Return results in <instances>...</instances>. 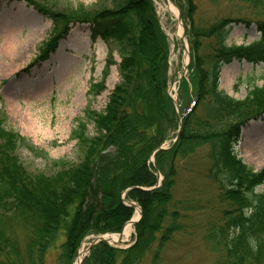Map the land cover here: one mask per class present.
<instances>
[{"label": "trees", "instance_id": "16d2710c", "mask_svg": "<svg viewBox=\"0 0 264 264\" xmlns=\"http://www.w3.org/2000/svg\"><path fill=\"white\" fill-rule=\"evenodd\" d=\"M209 1L233 3L264 19V0ZM174 2L187 28L191 62L178 92L184 115L180 136L156 153L154 163L152 154L179 129L168 93L170 46L154 3L100 0L80 12H55V22L64 24L62 34L39 58L55 50L70 24H90L92 35L111 53H121V79L95 120L97 135L81 144L83 160L54 175L29 173L16 156V136L0 128V264H73L85 238L122 231L134 214L127 202L142 210L134 244L123 249L100 242L83 264H143L153 251L152 264H158L163 248L184 228L180 220L187 206L174 197L177 167L203 149L210 161L208 177L227 205L221 220L208 225L207 243L226 264H264V191H256L264 170L256 171L235 152L242 128L264 115V85H253L244 99L220 89L222 68L231 61L264 64V20L259 39L230 45L232 26L242 18H211L202 15L196 0ZM158 173L162 183L150 189ZM14 218L24 226L22 236L7 227Z\"/></svg>", "mask_w": 264, "mask_h": 264}, {"label": "rangeland", "instance_id": "374dc122", "mask_svg": "<svg viewBox=\"0 0 264 264\" xmlns=\"http://www.w3.org/2000/svg\"><path fill=\"white\" fill-rule=\"evenodd\" d=\"M23 1L0 0V61L6 53L2 45L5 38L12 35L19 46L23 45L20 58L13 63L6 60L12 68H4L0 74V128L16 136V156L29 173L51 176L83 160L81 144L97 135L95 120L104 112L120 82L121 53L117 50L111 53L101 37H93L90 25L77 23L69 25V31L56 43L53 53L39 58L56 34H62L64 24L55 22V12H80L100 0H31L44 14ZM151 1L168 37L170 88L175 89L172 96L176 98V80L185 76L188 63L183 25L170 11V0ZM196 2L204 16L242 18L243 21L233 24L228 44L249 45L260 38L258 30L264 20L261 17L255 18L233 3ZM64 40L67 47L59 51ZM224 70L230 71V77L224 76ZM253 85H264V64L233 60L223 66L220 89L228 95L244 99ZM16 103L18 115L12 111ZM244 130L248 134L243 137ZM235 152L256 171L264 170V115L242 128ZM209 169L206 149L177 167L174 197L176 202H183L180 206L189 209L186 207L182 212L183 230L175 233L163 248L158 264H226L224 255L214 252L205 238L208 225L221 220L227 208L218 199L219 187L208 177ZM256 191L263 192L264 183ZM136 215L137 212L133 218ZM7 227L14 236H22L24 226L20 219L8 220ZM94 239L88 238L83 250ZM135 239L133 225L127 237L118 243L111 240L110 244L128 248ZM153 255L154 251L143 264H152Z\"/></svg>", "mask_w": 264, "mask_h": 264}, {"label": "bare ground", "instance_id": "6f19581e", "mask_svg": "<svg viewBox=\"0 0 264 264\" xmlns=\"http://www.w3.org/2000/svg\"><path fill=\"white\" fill-rule=\"evenodd\" d=\"M170 11L172 13H174L176 16H178V10L177 8L172 4L170 3ZM40 35L39 33L37 34V36ZM4 37H7V36H4ZM3 41V40H2ZM69 41V40H68ZM67 41L64 40L62 43H61V46L59 47V51L62 50L64 47H67ZM3 52L5 54L2 55V59L0 61V64L2 63V65L0 66V74L5 71V69L9 70L12 68V65L9 64L7 62L6 64V60H9L11 61L12 63L15 62V60L19 59L20 58V50H22V47L23 45L19 46V43L17 42V39L16 38H13L12 35H10V37L8 38H5V41H3ZM5 68V69H4ZM224 76L226 77H230V71H227V70H224ZM12 111L14 113V115H18L19 114V106L18 104L16 103L15 105H13L12 107ZM246 132V133H245ZM248 134L247 130H244L243 132V137L244 135ZM137 214H139V212L137 211ZM137 218H138V215H136L134 217V221H137ZM132 229V225L131 224H128L125 229H124V235L123 237H127L129 234H130V231ZM115 238H117V236H114ZM83 252V251H82ZM86 253L83 252V254ZM82 259V257L77 260V262L75 264H80V260Z\"/></svg>", "mask_w": 264, "mask_h": 264}, {"label": "water", "instance_id": "95a60500", "mask_svg": "<svg viewBox=\"0 0 264 264\" xmlns=\"http://www.w3.org/2000/svg\"><path fill=\"white\" fill-rule=\"evenodd\" d=\"M179 21L181 22V16H180V14H179ZM178 136H179V134H178ZM164 149H165V148H164ZM159 150H163V148H160ZM131 206H133V207L136 208V204H134V203H132ZM132 223H134V222H132ZM135 223H136V222H135ZM121 236H122V234H120V237H121ZM103 240H105L103 237L98 238L97 241H95L93 244H91V246H89L88 251H90L91 248H92L95 244H97V243H99V242H101V241H103Z\"/></svg>", "mask_w": 264, "mask_h": 264}]
</instances>
